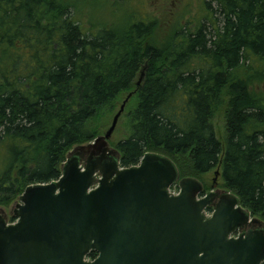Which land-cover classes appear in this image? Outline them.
<instances>
[{
	"label": "trees",
	"instance_id": "trees-1",
	"mask_svg": "<svg viewBox=\"0 0 264 264\" xmlns=\"http://www.w3.org/2000/svg\"><path fill=\"white\" fill-rule=\"evenodd\" d=\"M213 1L209 26L157 38L156 21L84 32L75 0H0V207L58 180L133 87L118 164L187 155L202 174L220 163L224 188L264 222V0ZM221 98L224 143L212 125Z\"/></svg>",
	"mask_w": 264,
	"mask_h": 264
},
{
	"label": "water",
	"instance_id": "water-1",
	"mask_svg": "<svg viewBox=\"0 0 264 264\" xmlns=\"http://www.w3.org/2000/svg\"><path fill=\"white\" fill-rule=\"evenodd\" d=\"M142 77L143 69L137 87ZM133 94L104 134L86 146L107 154L84 166L69 157L58 180L24 189L13 222L0 213V264L264 262V222L232 193L221 196L207 215L213 195L197 198L199 182L179 180L167 157L145 153L138 164L119 166L107 142ZM175 184L177 193L171 191ZM254 223L260 228H251ZM90 252L97 256L89 259Z\"/></svg>",
	"mask_w": 264,
	"mask_h": 264
},
{
	"label": "rangeland",
	"instance_id": "rangeland-1",
	"mask_svg": "<svg viewBox=\"0 0 264 264\" xmlns=\"http://www.w3.org/2000/svg\"><path fill=\"white\" fill-rule=\"evenodd\" d=\"M208 1L210 3V9L206 8L204 2ZM216 3L213 0H75V9L80 16V25L84 32L89 31L95 34L98 30L102 29L103 26H116L117 28H123L129 23L135 21H156L157 27L155 35L157 38H162L166 36L168 32L175 28H181L180 34H186L189 29L198 25L199 22L203 21L206 26H209L214 20V13H210L209 10H213ZM213 8V9H212ZM198 21V22H197ZM257 64V63H256ZM257 91L264 92V83H259L255 86ZM134 91L133 87L130 89ZM261 93V92H260ZM135 94V93H134ZM133 94V95H134ZM131 96L129 101L124 107L123 112L118 118L117 124L108 138V146L110 151L117 153V159L119 157L118 151L115 147L119 140L123 139L129 134V118L128 112L134 104V96ZM123 98V97H122ZM219 105L215 107V111L212 116V125L216 138L224 143L226 138V99L221 98ZM122 103L121 100L118 101L117 106L111 116L105 114L101 117L98 125L97 135L94 139L103 135L104 132L110 126L112 117ZM94 143L88 142L83 145L75 146L71 148L65 155V161L61 164L60 168L62 170L63 164L69 159V155L74 153L82 146V149H86V146ZM92 150V149H91ZM116 151V152H115ZM100 155V154H99ZM161 155V154H159ZM167 157L166 155H163ZM97 155L92 158L89 157V162L94 163ZM86 156H84L79 164L84 166ZM170 159L176 167L178 172V179L183 178H199L205 184L206 188L212 182L213 172L210 171L205 174H195L191 170L190 162L187 159V155H180L178 157H167ZM92 159V160H90ZM120 166V165H119ZM121 167V166H120ZM187 173H191L187 175ZM201 177V178H200ZM177 185V184H176ZM172 186V191L174 193L178 192L179 188ZM218 185L220 188H224V184L221 178H218ZM178 186V185H177ZM228 193L229 191L225 189ZM19 196L11 201L8 205H3L0 207V213L3 212L6 215V222H11L14 218L12 213L18 202ZM264 227V224L262 225ZM251 228L259 229V225L256 223L252 224ZM91 259V258H89Z\"/></svg>",
	"mask_w": 264,
	"mask_h": 264
},
{
	"label": "flooded vegetation",
	"instance_id": "flooded-vegetation-1",
	"mask_svg": "<svg viewBox=\"0 0 264 264\" xmlns=\"http://www.w3.org/2000/svg\"><path fill=\"white\" fill-rule=\"evenodd\" d=\"M102 154H107V152H103V151L99 150V148H95L93 150H91V149H87L86 150V149L79 148L75 152V154L74 153H71L69 155V157L70 158L77 157L81 161V159L84 156H86L85 159H87V160H85V161H88V159H89L90 156H92V158H94L97 155V157H96V160H97V158L99 156H101ZM117 156H118V154H117ZM90 160H92V159H90ZM96 160H95L94 163H96ZM210 171L213 172V178L211 179L212 182H211V184L209 185L208 188H206L205 184L199 178H197V179L196 178H192V179L198 181L199 184H200V186H201V189L198 192L197 198L205 197V196H208L210 194L213 195L211 204L208 205L207 207H205V213L207 215L211 214L214 211V209H215V207H216V205H217V203L219 201V198L221 196H223L225 193H227L225 189L220 188L219 185H218V178H221V165H220V163H218L214 168H212L211 170H209V171H207L205 173H208ZM205 173H202V174H205Z\"/></svg>",
	"mask_w": 264,
	"mask_h": 264
},
{
	"label": "bare ground",
	"instance_id": "bare-ground-1",
	"mask_svg": "<svg viewBox=\"0 0 264 264\" xmlns=\"http://www.w3.org/2000/svg\"><path fill=\"white\" fill-rule=\"evenodd\" d=\"M145 66V65H144Z\"/></svg>",
	"mask_w": 264,
	"mask_h": 264
}]
</instances>
